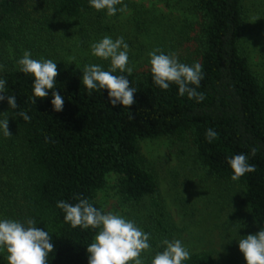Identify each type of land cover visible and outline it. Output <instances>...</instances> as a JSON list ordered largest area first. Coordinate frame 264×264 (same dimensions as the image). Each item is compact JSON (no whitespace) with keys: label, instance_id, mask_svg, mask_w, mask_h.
I'll use <instances>...</instances> for the list:
<instances>
[{"label":"trees","instance_id":"obj_1","mask_svg":"<svg viewBox=\"0 0 264 264\" xmlns=\"http://www.w3.org/2000/svg\"><path fill=\"white\" fill-rule=\"evenodd\" d=\"M29 1L0 0L4 66L0 76L7 80L5 95L17 99L16 109H7L6 100L0 101L17 146L6 153L13 181L8 212L18 220L36 218V227L52 232L49 264H87L86 247L95 231L65 223L56 203L63 199L74 204L78 202L74 197H80L101 209L95 197L109 174L118 176L117 192L124 202L136 205L147 199L152 208H159L157 179L144 168L140 153L139 142L144 139L191 141L200 164L226 182L232 181L226 157L247 154L255 147L250 163L256 170L234 182L245 187L241 207L246 219L259 230L264 227V82L251 70L240 48L242 0H195L197 48L186 64L203 65L205 77L197 89L205 94L203 102L180 97L174 84L167 91L160 90L149 68L128 76L130 86L137 89L135 103L113 107L107 90L85 88L83 66L69 65L57 69L54 78L56 90L65 97L60 112L52 109V90L34 104L32 77L5 58L7 45L18 47L22 38L29 43L24 37ZM52 4L61 17L80 18L93 10L88 0H53ZM21 111L31 117L30 122L18 115ZM209 127L218 133L211 144L204 137ZM156 230L171 235L158 220ZM185 264L218 263L209 252L201 251L192 253Z\"/></svg>","mask_w":264,"mask_h":264},{"label":"rangeland","instance_id":"obj_2","mask_svg":"<svg viewBox=\"0 0 264 264\" xmlns=\"http://www.w3.org/2000/svg\"><path fill=\"white\" fill-rule=\"evenodd\" d=\"M52 2H28L24 37L29 43L22 38L18 47H5V58L12 64L17 65L27 50L33 59L56 61L57 69L100 64L107 70L108 61L90 54V44L104 35L125 38L130 63L137 72L150 68L148 53L156 48L174 53L182 63L194 57L198 31L195 0H124L127 9L123 13L106 17L104 11L93 9L80 18L56 15ZM242 6L240 48L251 70L264 82V0H242ZM8 129L12 136L0 134V218L17 219L8 212L13 181L6 153L12 146L17 150L9 119ZM139 146L144 168L157 179L159 208H152L147 199L136 205L124 202L117 192L118 176L113 173L95 201L103 211L118 212L150 234L151 250L142 253L146 264L162 250L163 239L181 240L191 254L209 252L218 264H245L236 240L259 231L241 207L245 187L213 177L197 160L191 141L160 137L140 140ZM157 220L168 228L170 236L156 230ZM0 264H7L4 254H0Z\"/></svg>","mask_w":264,"mask_h":264},{"label":"clouds","instance_id":"obj_3","mask_svg":"<svg viewBox=\"0 0 264 264\" xmlns=\"http://www.w3.org/2000/svg\"><path fill=\"white\" fill-rule=\"evenodd\" d=\"M88 6L96 11H104L106 17H113L127 9L124 0H88ZM90 54L108 61L109 68L105 70L100 64L85 65L82 75L85 88L99 92L101 89L107 90L108 103L113 107L119 105L128 108L133 105L137 89L130 86L128 79L133 66L129 60V45L125 38L119 36L113 39L104 35L90 44ZM148 57L152 82L160 90L167 91L174 84L180 97L196 103L204 101L205 94L197 91L205 77L202 64L182 63L174 53H165L159 48L150 51ZM16 64L18 71L32 77L31 92L35 98L32 102L35 104L37 98L49 96L48 90H52V109L55 112L62 111L65 97L56 90L57 82L54 79L58 75L57 62L52 59H33L31 52L26 50ZM3 71L4 66L0 65V73ZM6 87L7 80L0 76V101L6 100L7 109H16L17 99L15 95H5ZM4 113H0V134L10 137L9 116ZM18 115L25 122L31 120L26 112L21 111ZM204 137L211 144L218 139V133L209 127L205 130ZM255 154L256 148L253 147L247 154L226 157L232 181H238L246 173L256 170L255 165L250 163V157ZM74 199L78 202L73 204L61 199L57 201L56 207L62 210L63 221L71 227L95 231L92 242L86 247L87 264H146L142 253L151 250L149 233L143 231L134 220L118 212H105L95 207L87 198ZM37 223L36 218H0V254H4L7 264H49L48 257L54 249L50 236L52 232L45 227H36ZM241 227L242 224L239 228ZM238 237V250L245 264H264V227H260L255 234ZM160 243L162 250L151 257L150 264H185L191 259L189 248L181 240L163 239Z\"/></svg>","mask_w":264,"mask_h":264}]
</instances>
